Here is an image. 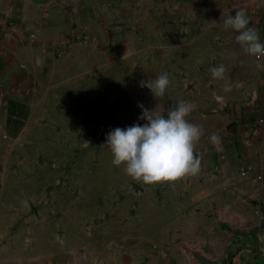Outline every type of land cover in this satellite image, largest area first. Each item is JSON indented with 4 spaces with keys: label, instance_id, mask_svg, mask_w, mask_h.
I'll return each mask as SVG.
<instances>
[{
    "label": "crops",
    "instance_id": "obj_1",
    "mask_svg": "<svg viewBox=\"0 0 264 264\" xmlns=\"http://www.w3.org/2000/svg\"><path fill=\"white\" fill-rule=\"evenodd\" d=\"M234 4L264 42V0ZM161 22L160 0H0V264H37L22 250V202L28 188L46 184L22 183L24 150L67 149L57 140L66 122L79 130L85 119L119 127L101 107L117 90L127 102L134 73L161 72L152 63L142 67L143 59L161 57ZM246 57L253 63L247 77L232 85L227 77L202 98L181 100L194 102L187 119L203 128L195 147L200 169L159 182V199L143 196L157 222L147 226L142 257L129 264H199L190 249L219 264H264V56ZM213 133L218 144L209 140ZM85 168L77 181L83 190ZM94 171L101 187V166ZM118 174L115 185L130 177L125 169Z\"/></svg>",
    "mask_w": 264,
    "mask_h": 264
},
{
    "label": "rangeland",
    "instance_id": "obj_2",
    "mask_svg": "<svg viewBox=\"0 0 264 264\" xmlns=\"http://www.w3.org/2000/svg\"><path fill=\"white\" fill-rule=\"evenodd\" d=\"M160 1L161 57L143 59L142 67L152 63L161 72L155 77L145 72L134 73L127 102H122L117 90L111 103L101 107L113 115L120 128L146 122L138 119L142 112L140 105L167 116L181 100L202 98V91L217 90L227 77L232 85L237 78L247 77L253 67L235 40L237 33L223 28L224 18L238 11L234 8L235 0ZM220 65L225 67L224 79L214 78L210 71ZM162 73L168 74L171 83L165 95L157 99L146 82ZM40 112H45L43 106H39ZM194 112L196 108L189 115ZM80 123L81 130L70 127L77 123H65L63 136L57 140L67 149H57L54 155H47L46 149H38L37 154L33 153L36 149L24 150L22 183L43 179L46 185L39 187L38 192L33 191L34 187L26 190V199L22 202L23 253L34 254L37 264L136 262L150 238L147 226L157 222V218L146 215L143 206L148 203H143V196L148 194L159 199L161 184H145L130 176L120 178V185H115L118 172L124 174V165L112 163L113 156L106 145L107 134L115 128L98 120L85 119ZM36 124L47 123L43 120ZM100 166L103 185L96 187L94 169ZM84 168L87 185L83 190L77 181L82 178ZM82 192H85V201L77 202ZM98 194L101 199L95 198ZM79 205L82 206L80 213H73ZM35 229L38 232L32 233Z\"/></svg>",
    "mask_w": 264,
    "mask_h": 264
},
{
    "label": "clouds",
    "instance_id": "obj_3",
    "mask_svg": "<svg viewBox=\"0 0 264 264\" xmlns=\"http://www.w3.org/2000/svg\"><path fill=\"white\" fill-rule=\"evenodd\" d=\"M223 28L237 33L235 40L246 53L264 56V42L260 40L258 31L249 26L244 10L224 18ZM210 71L214 78L224 79L223 65L212 67ZM170 83L168 74L162 73L146 82V86L155 97H163ZM140 107L142 112L138 119L145 123L117 127L107 134L106 145L111 150L112 163L124 165L129 176L145 184L174 181L196 174L201 161L195 154V147L203 135V128L187 119L196 107L194 102L180 101L167 116L142 105ZM209 140L218 144L220 137L213 133Z\"/></svg>",
    "mask_w": 264,
    "mask_h": 264
},
{
    "label": "water",
    "instance_id": "obj_4",
    "mask_svg": "<svg viewBox=\"0 0 264 264\" xmlns=\"http://www.w3.org/2000/svg\"><path fill=\"white\" fill-rule=\"evenodd\" d=\"M189 252L199 264H219L216 259L209 257L201 250L190 249Z\"/></svg>",
    "mask_w": 264,
    "mask_h": 264
},
{
    "label": "built area",
    "instance_id": "obj_5",
    "mask_svg": "<svg viewBox=\"0 0 264 264\" xmlns=\"http://www.w3.org/2000/svg\"><path fill=\"white\" fill-rule=\"evenodd\" d=\"M256 57H259V56H256ZM263 252H264V246H263Z\"/></svg>",
    "mask_w": 264,
    "mask_h": 264
}]
</instances>
